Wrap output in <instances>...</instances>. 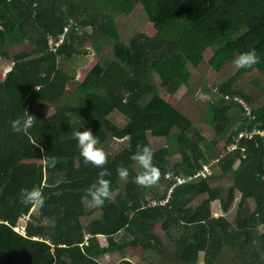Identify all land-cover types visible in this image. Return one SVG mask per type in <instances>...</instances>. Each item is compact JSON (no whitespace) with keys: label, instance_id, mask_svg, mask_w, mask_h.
<instances>
[{"label":"trees","instance_id":"1","mask_svg":"<svg viewBox=\"0 0 264 264\" xmlns=\"http://www.w3.org/2000/svg\"><path fill=\"white\" fill-rule=\"evenodd\" d=\"M64 1L65 10L57 6L63 0H0V58L15 63L0 81V219L9 223L0 228L18 238V264H99L97 257L123 253L130 247L161 255L165 240L156 233L158 225L174 243L173 255L181 264H201V253L203 264H238L224 260L222 250L227 247L250 257L253 264H264V234L255 235L264 226L263 140L242 141L245 153L241 148L233 153L217 150L215 142L206 141L207 156L200 146L204 137L192 133V120L161 98L158 86L149 80L150 74H158L164 89L175 95L205 65V52L210 48L220 62L255 48L259 63L251 69L264 75V0ZM138 5L155 24L157 34L136 36L125 46L115 17L130 14ZM256 16L259 19L254 24ZM66 27L64 44L55 53L49 52L48 34H63ZM88 27L94 28L87 36L100 61L71 94L67 85L74 76L69 64L83 53L80 47L87 32L82 29ZM244 27L250 33L238 43L234 38ZM25 42L34 47L32 53L11 54V47ZM232 84V79L219 83L215 93L222 94L221 99L211 103L206 115L218 138L230 134L227 144L236 137L234 126L245 118L241 104L224 99L225 95L240 97ZM241 98L251 103L243 93ZM42 106L54 112L45 116L40 112ZM224 108L233 113L219 114ZM114 112L128 119L123 127L108 119ZM28 115L36 117L33 126L26 132H14L11 122ZM78 124L92 129L99 147L112 138H129L120 152H106L105 167L111 175L105 178L111 181L112 197L102 208H90L81 200L100 169L85 164L80 156L73 135ZM260 127L264 128V118ZM175 128L181 130L184 152L172 164L170 150H155L149 136L168 137ZM143 145L153 148V164L161 171L158 184L152 187L134 182L141 169L137 170L139 166L130 157ZM120 166L129 170L126 181L117 175ZM205 166L212 174L204 175ZM214 168L233 178L224 192L210 184ZM177 178L185 182L173 187ZM164 184L167 189L161 194ZM33 186L42 189L45 205L30 214L33 207L22 205L18 194ZM237 192L240 209L234 221L214 218L212 202L218 201L226 213ZM150 196L153 203L142 206ZM248 200L255 202L252 211L245 207ZM24 216H28L26 237L13 231ZM87 218L90 221L84 224ZM122 234L129 237L119 243ZM100 236L106 238V246Z\"/></svg>","mask_w":264,"mask_h":264},{"label":"rangeland","instance_id":"2","mask_svg":"<svg viewBox=\"0 0 264 264\" xmlns=\"http://www.w3.org/2000/svg\"><path fill=\"white\" fill-rule=\"evenodd\" d=\"M94 3V2H93ZM58 7L65 10L67 6V1H64L57 5ZM264 16V13H263ZM259 17L256 16L254 19V24H257ZM115 22L117 27L120 31V35L122 37V41L125 46H128L129 42L132 38H135L139 35H147L148 37L153 38L157 34V30L155 24H153L148 15L144 13V10L141 5L136 6L130 14L122 13L115 17ZM82 30H86L85 36H89L93 34L94 28L88 27ZM251 30V29H249ZM245 27L241 29L238 34L235 36V41L238 43H242L247 36L249 35L250 31ZM85 37L84 40L81 42V51L82 54L75 56V58L69 64V70L71 63L74 61L83 62V70L81 71V76L75 80L69 81L67 85L68 92L74 94V90L78 83L84 80L85 74L90 71L91 69L95 68L99 63V55L94 49V45L92 44L89 37ZM33 46L30 45L28 42L21 43L11 47L10 51L11 54H16L19 52H33ZM213 48L208 49L205 52V59L204 62L206 65H201L196 71V77L193 78L190 83L184 82L181 86L180 90L176 93V95L170 97L169 94L167 95V90L164 89V86L161 85V78L158 74L149 76L150 82L156 84L158 86L159 92L164 93L166 96V100L174 105L178 110H180L186 117L192 120L194 124L193 132H200L201 135L204 137V141L200 143L201 149L209 156L206 152V141L209 143H214L217 145V150H221L222 148L226 150L228 144L226 141V137L223 136L218 138L215 134L214 128L209 125V122L206 120L207 112L210 108L211 103L217 102V97L214 99L210 97L209 94L215 92V89L218 88L219 83L223 81H228L230 79L233 80L232 88L235 92H239L240 98L241 94L243 93L246 96L251 98V103L249 106L253 108V114L255 115V121H251V124L256 126H262L263 118H264V75L262 72L251 69V70H242V68H237L233 64V60L236 57V54L230 56L226 61L220 62L217 60L216 51ZM104 54H108V51L105 50ZM109 58H113V54H108ZM11 61V60H9ZM179 63H183V61H178ZM76 73L78 74L79 71L76 69ZM200 78V80H199ZM202 79V80H201ZM199 86H205L204 91H200L198 88ZM207 92L208 94H206ZM229 98H234L230 97ZM236 97V96H235ZM82 107V106H81ZM51 113L54 112V109L51 108ZM219 114H232L233 112L230 110L221 109ZM110 120L114 123L119 125V127H123L127 122L125 120L126 117L119 112H115L112 114ZM250 120L252 118L246 117L243 118L241 122H238L235 126L233 131L236 133L235 136L238 135L239 131L244 129L248 124H250ZM240 123V124H239ZM195 132V133H196ZM228 135H230L228 133ZM150 142L153 145L155 150L163 147H167L170 150V158L169 161L173 164L178 162L182 159V152H184V148L182 146L181 140V130L179 128L173 129L168 137L165 136H149ZM129 138L124 140H116L110 139L106 148H103L105 152L110 154H116L123 150L125 147L128 146ZM187 153V152H186ZM188 154V153H187ZM215 167V165H214ZM139 171V167H136ZM236 168V166H235ZM163 169L165 172H168L165 164H163ZM204 175H208L209 172L212 174V169L208 166H205ZM182 179V178H177ZM233 178L230 174L225 175L224 172L214 168L213 180L211 181V186H216L223 192L226 188L232 184ZM167 184H164L160 188V193L163 194L166 191ZM238 198L230 207L229 211L226 213H221L220 204L218 201L212 202L211 204V215L214 218L219 216H223L228 222H233L238 211L240 205V197L241 194L237 193ZM152 197H148L147 201L142 203V206H146L152 204ZM246 208L250 211L254 210L256 205L253 200H248L246 202ZM195 205V204H193ZM91 208V207H90ZM84 224L89 223L90 219H84ZM156 233H159L160 236L165 240V253L164 254H155L152 252L144 251L140 248H127L123 253H115L113 255H104L96 258L97 263L99 264H126L124 261L129 260L133 264H150L152 262L155 263H162V262H170L172 264H181L177 261V258L173 255V249L175 245L172 241H169V238L166 236L160 225L156 227ZM264 234V226H261L256 231V236ZM129 236L126 234H122L119 238H117L118 242L120 243L122 240H125ZM101 243L106 246L107 241L106 238L103 236L99 237ZM222 255L224 260H227L230 263H234L237 260L238 264H253L250 262V257H242L240 254H237L234 250L230 251L229 248H224L222 250ZM201 264L204 263V254L201 253ZM160 263V264H161Z\"/></svg>","mask_w":264,"mask_h":264},{"label":"clouds","instance_id":"3","mask_svg":"<svg viewBox=\"0 0 264 264\" xmlns=\"http://www.w3.org/2000/svg\"><path fill=\"white\" fill-rule=\"evenodd\" d=\"M258 63L259 57L255 48H250L248 51L240 53L233 60V64L237 68L251 69ZM35 119L34 115H28L26 119H15L11 122V128L17 133L26 132L33 126ZM73 135L78 142L77 146L84 163L91 164L95 168L100 169L97 173L95 184L89 187L86 190V194L82 196V203H85L89 207L102 208L105 201L110 200L112 197L111 181L105 178L111 175L110 170L105 167L108 164V153L98 146L100 141L92 129L79 130L74 132ZM130 159L141 169L134 181L138 186L152 187L158 184L161 178V171L153 164L154 150L150 145L138 146L137 151L132 154ZM116 172L120 180H127L129 176L127 167L120 166L116 169ZM18 199L24 206L43 208L45 205L43 191L38 186H33L31 189L22 188L18 194ZM9 203L13 204L15 201H10Z\"/></svg>","mask_w":264,"mask_h":264},{"label":"crops","instance_id":"4","mask_svg":"<svg viewBox=\"0 0 264 264\" xmlns=\"http://www.w3.org/2000/svg\"><path fill=\"white\" fill-rule=\"evenodd\" d=\"M14 47V46H13ZM14 62L13 61H9L8 59L5 58H0V81H4L8 72H10L14 66ZM83 62H78V61H74L71 63L70 66V70L69 73L74 76V79H77L81 76V71L84 69L82 66ZM206 65V64H205ZM76 69H78L79 73H76ZM92 70V69H91ZM90 70V71H91ZM90 71H88L85 74V78L86 76L90 73ZM84 78V79H85ZM84 81V80H83ZM83 81H81L80 83H82ZM77 84L75 89H78L79 84ZM204 88H206L205 86H200L199 90L200 91H204ZM206 94H208L207 92H205ZM169 93L167 92V95ZM159 95L161 96V98H163L165 101L166 100V96L164 93L159 92ZM176 95V94H175ZM210 97H212L214 99V97H217V100L221 97L222 94H216L215 92L209 94ZM170 97L174 96L169 94ZM221 99V98H220ZM168 102V101H167ZM170 103V102H168ZM216 102H213L212 104H214ZM171 104V103H170ZM172 105V104H171ZM174 106V105H173ZM175 107V106H174ZM253 109V108H252ZM51 108H48L46 106H42L41 107V113L44 114L45 116H50L52 113L50 112ZM115 113V112H114ZM113 114V113H112ZM112 114L108 117V119L110 120ZM127 119V118H126ZM191 120V119H190ZM111 121V120H110ZM126 122H128V119L125 120ZM112 122V121H111ZM78 131H83L85 130L84 126H82L81 124L77 125ZM228 138V135L226 136V140ZM108 144V143H107ZM107 146V145H106ZM106 146L102 147V148H106ZM169 175V174H168ZM215 188H218L216 186H214ZM219 189V188H218ZM239 194V192H237ZM236 197L238 198V195L236 194ZM241 198V197H240ZM237 200V199H236ZM215 202V201H214ZM35 210H37V208L33 207L30 211V214L33 213ZM221 210V208H220ZM222 213V210H221ZM6 224L9 225L8 222H4L2 219H0V224ZM27 223H28V216H24L22 219L19 220V223L17 226L13 227V231L23 237H26V227H27ZM44 225L46 226V224L44 223ZM104 237V236H103ZM33 240H40L39 237H33ZM17 243H18V238L14 235H12L8 230H5L4 228H0V264H18V257H19V251L17 248Z\"/></svg>","mask_w":264,"mask_h":264},{"label":"built area","instance_id":"5","mask_svg":"<svg viewBox=\"0 0 264 264\" xmlns=\"http://www.w3.org/2000/svg\"><path fill=\"white\" fill-rule=\"evenodd\" d=\"M69 28L66 27L65 32L63 34L57 35V34H48L47 36V48L49 52L55 53L57 51L58 48H60L65 40H66V33L68 32ZM225 100L228 101H234L238 104H241L245 110V115L244 117H249L252 118V120H250V124H248V126H246L244 129L240 130L238 135L234 138L233 142H230L226 148V152L227 153H233L235 151H237L238 149H240V143L242 141H248V140H254L255 138H260L263 140L264 142V128L260 127V126H256L254 124H251V121H255L254 118V114H253V109L249 106L248 103H246L242 98L236 96L235 98H229L228 96L224 97ZM242 152H246V148L243 147L241 148ZM169 177V176H168ZM185 180L183 179H178V183H176L173 187H175L178 184H182L184 183ZM173 190V188L171 189V191ZM168 199L163 202L167 203Z\"/></svg>","mask_w":264,"mask_h":264}]
</instances>
